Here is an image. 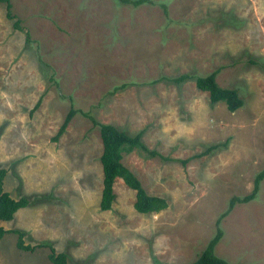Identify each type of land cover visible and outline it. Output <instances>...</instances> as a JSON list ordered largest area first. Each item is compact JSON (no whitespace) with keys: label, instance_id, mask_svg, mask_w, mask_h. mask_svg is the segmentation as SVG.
Segmentation results:
<instances>
[{"label":"rangeland","instance_id":"1","mask_svg":"<svg viewBox=\"0 0 264 264\" xmlns=\"http://www.w3.org/2000/svg\"><path fill=\"white\" fill-rule=\"evenodd\" d=\"M153 1L169 16L118 0H10L23 31L0 3V169L4 191L30 201L2 223L0 264H53L50 245L68 264H190L231 200L254 191L264 170V0ZM217 69L220 87L244 100L235 112L211 104L194 79L162 80ZM84 113L143 132L159 156L134 150L122 163L167 209L138 213L120 178L101 209L103 144ZM220 227L219 258L264 264V180ZM13 231L37 248L18 249Z\"/></svg>","mask_w":264,"mask_h":264},{"label":"trees","instance_id":"2","mask_svg":"<svg viewBox=\"0 0 264 264\" xmlns=\"http://www.w3.org/2000/svg\"><path fill=\"white\" fill-rule=\"evenodd\" d=\"M118 2L122 3L123 5H130L133 7L142 5H160L165 16H169L168 6L166 3L155 2L153 0H118ZM0 3L6 5L7 18L10 20H15V17L11 13L10 0H0ZM14 26L17 30L23 31L19 20H15ZM30 40V34L26 32V43H30ZM219 70L220 69H217L207 76H192L183 74L175 78H162V80L181 84L186 80L194 79L197 89L208 93L211 104L214 105L223 102L226 104L227 109L230 112H235L244 106V100L240 96L238 90L220 87L217 82ZM124 86L125 85L116 87L115 90H119ZM76 113V110L71 108L54 140H58L60 136L66 131L67 126L72 121ZM84 115L88 117L94 123V125H97L99 127L103 144V152L101 155V164L103 169L101 209L104 211L111 209L116 197L114 193V184L119 178L122 179L123 182L135 192L136 195L134 208L138 213H159L167 209L168 202L163 198L150 196L145 191L142 183L137 178V176L122 163L123 154L130 153L134 150L140 151L148 158L159 156L156 151L148 149L147 146L143 143V132L141 131L136 135H131L125 131L119 130L111 124L98 123L94 119V117L88 113H84ZM6 173L7 171L5 169H0V240H2L3 237L8 233V231L3 228L2 223L13 220L19 210L24 209L30 205V201L27 198L21 197L19 200H15L7 192L4 191V180L6 177ZM263 180L264 170L257 176L255 180L254 191L250 195L243 198L235 197L231 200L228 211L220 216L217 220L216 236L208 243V246L200 254L197 260L190 264H230L224 259L219 258L215 254V248L223 237V231L220 230V223L222 219L231 212V210L237 203L243 204L252 201L259 191L261 182ZM13 232L18 235V242H16L18 249L31 252L37 248L24 243L25 241L23 238L25 235L23 234V232ZM50 249L51 253L49 254L48 258L53 264H68V257L66 254H58L51 245Z\"/></svg>","mask_w":264,"mask_h":264}]
</instances>
